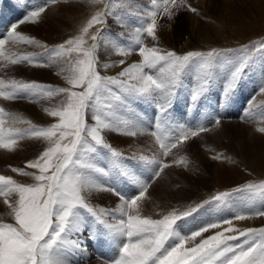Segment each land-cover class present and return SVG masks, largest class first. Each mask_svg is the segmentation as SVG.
Here are the masks:
<instances>
[{
	"label": "snow or ice",
	"instance_id": "snow-or-ice-1",
	"mask_svg": "<svg viewBox=\"0 0 264 264\" xmlns=\"http://www.w3.org/2000/svg\"><path fill=\"white\" fill-rule=\"evenodd\" d=\"M76 4L85 5L89 15L76 34L55 46L18 30L25 23L42 22L50 7ZM181 13L204 19L192 0H150L131 13L135 24L125 22L109 0H45L0 34V62L5 67L54 69L66 85L0 78V101L38 104L54 120L40 126L0 106V149L15 151L26 140L44 145L24 167L11 168L21 177H31V183L0 175V197L15 221L0 223V264H89L90 245L116 249L117 256L102 264H264V227L234 225V221L264 218V207L251 205L256 198L264 201V181L217 191L183 208L161 210L156 213L159 218L144 215V205L152 201L150 190L167 179L166 169L195 170L186 152L190 142L223 127L221 111L202 112L195 126L174 115L188 73L192 80L186 106L192 110L207 100L223 68L225 78L217 100V108L223 110L231 104L254 55L264 54V39L236 49L185 53L160 47L159 30L165 27L161 21L166 18L171 28ZM110 20L127 33L126 38L122 40L123 32L108 31ZM149 39L151 47L146 43ZM21 45L42 52L12 51ZM103 52L121 58L104 62ZM134 53L142 59L128 63ZM229 53L236 55L228 59ZM117 67L120 70L114 75L102 74ZM140 106L153 110L151 120ZM253 115L249 107L241 121L251 123ZM255 131L264 135V126ZM109 134L149 135L157 151L151 156H126L113 146ZM205 150L212 153V161L236 163L223 151L207 146ZM169 156L172 160L165 163ZM238 193L249 198L244 209L222 218L213 215L181 231L182 221L203 214L201 210L208 212L206 206L218 212ZM97 195L112 197L114 202L96 203Z\"/></svg>",
	"mask_w": 264,
	"mask_h": 264
},
{
	"label": "rangeland",
	"instance_id": "rangeland-1",
	"mask_svg": "<svg viewBox=\"0 0 264 264\" xmlns=\"http://www.w3.org/2000/svg\"><path fill=\"white\" fill-rule=\"evenodd\" d=\"M44 2L45 0H39L31 6L27 3V0H23L22 3L25 4V7L23 4H20L22 6L21 7L19 5V3H21L20 0H3L0 3V10L3 6L9 8V10L6 11L7 13L11 10L9 14L6 13V20L10 18V22L13 24L23 18L28 11L43 4ZM109 2L115 5V12H117L125 22L135 24L136 18L131 13L140 11L143 7L150 3V0H109ZM192 2L194 6H197L200 9L204 19H200L190 13H181L176 18L171 28L167 27V19H163L161 23L165 24V27L159 30L160 47L167 50H175L177 53H185L190 50L206 51L213 47L236 49L241 45L264 39V0H192ZM17 7L25 9L21 18L17 17V19H14L15 14L19 11L17 10ZM51 8L53 9L54 7L49 8L47 13L44 15L42 22L37 24L25 23L21 25L18 30L24 34L35 37L49 46H55L63 42L67 39L66 37L71 36V34H67V36L62 38L61 32L59 31L61 28H53L50 22L54 20L55 16H53L54 14H50V11L52 10ZM78 12L79 10L70 15L73 18L78 14ZM85 13L88 14L89 12L85 11ZM62 23L65 24L66 27L62 28V31L71 27V23L69 25L66 21H62ZM108 31L112 34L123 32L122 40L127 37V33L124 32L123 29L119 28L117 23L112 20L109 21ZM3 32L6 33V30L0 32V34H3ZM186 40H188L189 47H181V44H183ZM146 43L149 47L152 46L150 39L147 40ZM12 51L19 53H40L42 52V49L34 46L21 45L18 48H13ZM107 54V52L102 53V61L111 63L118 61L121 58L118 55H114L116 56L115 59L112 58L113 56L111 59H107L105 58ZM235 55L236 53H229L228 59H233ZM141 59L142 58L138 54L134 53L129 59H127V62H140ZM28 68L13 65L5 67L3 63L0 62V78H15L26 81L35 80L56 86H66L65 81H59L58 79L47 77V75L42 73L39 69H34L32 72ZM119 70L120 68L118 67V70L110 69L107 73L102 74L114 75ZM54 71L55 70L53 69L51 74L56 76ZM224 78L225 72L221 67V69L217 72V79L210 90L207 100L203 101L197 108L188 110L186 106V90L189 87V82L192 80V73L190 71L185 80V88L179 94V103L173 109V113L177 116V118L182 119L185 123L191 126L198 124L201 119L200 114L205 111H221L222 115L225 117L222 120V132L219 131L213 134H204L202 139L197 138L191 141L190 146L186 149L187 155L193 162L195 170L186 171L181 167L166 169L165 174L167 175V179L158 181L156 184L157 186L155 187L156 191H153L154 189L152 190V195L157 194L161 189L165 190L169 184L172 189L180 190V194L175 196V204L173 206H177L176 208H183L185 205L193 202L200 203L203 200L208 199L217 191L230 190L248 182L259 183L264 181V135L255 131V128L258 125L264 126V124H261V120L264 119V92L260 91V88L264 87V54L256 53L254 55L251 65L247 70V74L245 75L238 91L235 93L231 104L225 109L220 110L217 108V100L222 91ZM4 103L5 102L0 101V106L5 107L8 111L18 113L23 116L21 112L9 108L10 106L7 102L5 104ZM35 106L38 105L36 104ZM249 107L254 113L252 116V122L244 123L241 121V116L245 115L246 110ZM140 111L144 112L148 120L152 119L153 110L151 108L145 109L144 106H140ZM24 115L25 116L23 117L31 119L37 125L46 126L29 111H26V114L24 113ZM53 122L54 120L52 119L51 122L46 124L49 125ZM248 124L251 127L248 126ZM110 135L111 134L108 135V138L112 142L113 146L120 149L126 156H132L133 154L151 156L157 151L156 147L152 146L153 141L149 135L142 134L134 138ZM38 143L39 142L32 140H26V142L23 141L21 143L23 146L21 145L18 149L11 152L12 154L9 152V155L11 154V160H9V158L7 160V157L9 156H4V158L0 157L2 167L9 165L11 167L22 168L21 166H16L15 161H26L29 155L37 154L40 148L43 147ZM205 146L213 148L216 151H223L225 155L231 156L236 163L229 164L227 162L218 163L212 161L209 158L212 153L206 151ZM147 147L151 150V152L146 149ZM29 159L30 158H28V160ZM171 160L172 157L169 156L166 158L165 163H169ZM216 176H219L223 182L216 181ZM177 184L180 185L179 188L175 187ZM110 199L114 198L110 197ZM194 199L196 200L193 201ZM112 204L113 203H111V205ZM248 204L249 198L247 195L238 193L218 212L213 213L212 206H206V208L209 209L208 212L204 213V210H201L203 214L198 213L195 217L188 218L186 222L182 221L181 231L184 232V230L187 231L190 228L197 227L202 221L211 219L213 215L217 218L232 215L235 211L244 209ZM101 205L109 204L102 203ZM251 205L257 208L260 206L264 207V201L256 198L251 201ZM153 218H159V216H153ZM4 221L5 222H3V219H0V223H6V219ZM254 227H264V223L258 224ZM243 228L248 227H242L241 229ZM209 234L211 233H206L205 235ZM106 255L107 258L100 255L93 257L92 255L91 260H103L104 262L111 261L117 256V251L115 248L106 246Z\"/></svg>",
	"mask_w": 264,
	"mask_h": 264
},
{
	"label": "bare ground",
	"instance_id": "bare-ground-1",
	"mask_svg": "<svg viewBox=\"0 0 264 264\" xmlns=\"http://www.w3.org/2000/svg\"><path fill=\"white\" fill-rule=\"evenodd\" d=\"M3 1V0H2ZM0 0V3L2 2ZM39 0H27V3L30 4L31 6L34 4V3H37ZM9 4V3H8ZM16 4V3H15ZM24 5L25 7V4L24 3H19V5ZM1 5V4H0ZM3 5V4H2ZM20 5V6H21ZM11 6V5H10ZM22 7V6H21ZM29 7V6H28ZM13 8V7H12ZM18 8V7H17ZM25 9V8H24ZM24 9H21V8H18L17 10H19L16 14H15V17L14 19H17L18 18H21L22 17V14L24 12ZM52 9V8H51ZM5 10V11H4ZM9 10L8 7H2V9L0 10V32L4 31V30H8L9 27L11 26L12 22H10V18L8 20H6V11ZM14 10V9H13ZM12 10V11H13ZM78 14L72 18V16L70 14H72L73 12H76L78 11ZM85 11H88V8L83 5V4H76V5H60L58 7H54L51 11H50V14H54L53 16H55L54 20H52L50 22V24L54 27H57V28H61L59 31L61 32V36L62 38L67 36V34H71V35H74L76 34L77 32V28L80 24V22L82 20H84L85 18L88 17L89 13H85ZM9 12V11H8ZM11 12V10H10ZM9 12V13H10ZM14 12V11H13ZM7 13V14H9ZM8 16V15H7ZM8 18V17H7ZM13 19V21H14ZM166 20V18H165ZM62 21H66V23L69 25L71 23V27L69 29H64L62 31V28H66L65 27V24L62 23ZM4 34V32H3ZM69 36H67L66 38H68ZM162 40V39H161ZM163 42V41H162ZM188 40H186L183 44H181V47H186L188 46ZM189 47V46H188ZM201 47V46H200ZM115 54H110L108 53L106 55L105 58L107 59H111L112 58H116V56H114ZM137 56V55H136ZM130 58V57H129ZM127 58V59H129ZM131 62V61H130ZM129 63V62H128ZM22 68V67H21ZM28 68V67H27ZM24 69V68H23ZM29 70H31L32 72L34 71L33 68H28ZM27 69V70H28ZM118 70V67L115 68ZM22 70V69H21ZM42 71V73L46 74L47 77H50V78H54V79H58L59 81H64L61 77H56L54 75L51 74V71L53 69H39ZM26 71V70H25ZM116 72V71H115ZM36 77V76H34ZM30 78V77H29ZM32 79V78H31ZM33 79H36V78H33ZM40 80V79H39ZM43 80V79H42ZM57 80V81H58ZM263 94V93H262ZM59 98H57V102H58ZM6 103V102H5ZM4 103V104H5ZM8 105L10 106L9 108H12V109H15L19 112H21L24 115V113L26 114V111H29L31 114L35 115L37 117V119L40 120L41 123H43L44 125H48L46 123L48 122H51L52 118L48 117L43 111H42V108L40 105L38 106H35V105H31L27 102H7ZM3 104V105H4ZM255 104V103H254ZM7 106V105H6ZM44 106H48L46 103L44 104ZM255 106V105H254ZM8 108V109H9ZM26 110V111H25ZM27 116V115H26ZM28 117V116H27ZM33 117V116H32ZM29 119V118H27ZM36 119V120H37ZM235 121V120H234ZM227 122V121H226ZM229 122V121H228ZM225 125V124H224ZM226 126V125H225ZM248 126H250L248 124ZM251 127V126H250ZM225 128V127H224ZM223 129V128H222ZM223 131V130H222ZM221 131V132H222ZM223 134V133H222ZM215 135V134H214ZM221 135V134H220ZM110 136H115V134H111ZM117 136V135H116ZM213 136V135H212ZM118 137V136H117ZM218 137V136H217ZM111 138V137H110ZM127 138V137H126ZM208 138V137H207ZM216 138V137H215ZM122 139H125V138H122ZM114 141V140H113ZM124 141V140H123ZM26 142V141H25ZM139 143V142H138ZM40 145H42L44 147V145L42 143H38ZM140 144V143H139ZM23 146V144H21ZM195 145V144H194ZM37 146V145H36ZM120 146V145H118ZM126 146V145H125ZM152 146H154V144H152ZM43 147L40 148L39 152L43 150ZM129 147V146H128ZM137 147V146H136ZM146 147V146H145ZM25 148V147H24ZM125 148V147H124ZM131 148V147H130ZM138 148V147H137ZM126 149V148H125ZM133 149V148H132ZM148 149V147L146 148ZM155 149V148H154ZM137 150V149H136ZM140 150V149H139ZM149 150V149H148ZM135 151V150H134ZM138 151V150H137ZM13 152V151H11ZM10 152V153H11ZM19 152V151H18ZM38 152V153H39ZM132 152V151H131ZM147 152V151H146ZM149 152H151V150H149ZM37 153V154H38ZM12 154V153H11ZM10 154V155H11ZM14 154V153H13ZM37 154H31L29 155L28 158H30L29 160L31 159H34ZM9 155V151H6V150H3V149H0V157H3L4 156H9L7 157V160L9 158V160H11V156ZM15 155V154H14ZM20 156V155H19ZM18 156V157H19ZM28 158L26 161H28ZM25 160L22 161V162H18L15 161V165L16 166H21V167H24L25 165ZM6 163V162H5ZM12 165V164H10ZM14 165V164H13ZM11 168H13V166H9V165H6V167H2L1 165V162H0V175H6V176H12L14 179H17L19 182H22V183H31L32 182V179L31 177H21L19 175H17L16 173L12 172L11 171ZM31 171V170H29ZM259 176V175H258ZM216 181L218 182H223L222 179L219 177V176H216ZM246 178V177H245ZM245 180V179H244ZM240 182V181H239ZM229 183V182H228ZM227 183V184H228ZM224 184V183H223ZM215 185V184H214ZM219 185V184H218ZM157 185H154V190L153 191H156L155 190V187ZM220 186V185H219ZM225 186V185H223ZM213 187V186H212ZM215 187V186H214ZM222 187V186H221ZM165 188V187H164ZM151 194H152V190H150ZM180 190H174L170 187V184L167 186V188H165V190H160L159 193L157 194H154L152 195V201L151 202H148L144 205V215H151V216H158L156 215V213L160 212L161 210L163 211H167L173 207H177V206H173L175 203V196H177V194L179 195L180 194ZM207 194V193H206ZM211 194V193H210ZM199 197V196H198ZM109 196L107 195H97L95 196L94 198V201H96L97 203H105V204H109L111 205V203L114 202V199H110ZM192 199V198H191ZM190 200V199H189ZM196 199H194L193 201H195ZM184 205V204H183ZM258 206V205H257ZM261 207V206H260ZM8 212H9V209L7 208V206L3 203V198L0 197V219H3V222H5L4 220L6 219V223H15V221L12 219L11 216L8 215ZM7 220H10V221H7ZM264 223V218H256V219H252V220H245V221H234V225L238 228H242V227H254L258 224H262ZM190 226V225H189ZM185 229V228H184ZM185 231V230H184ZM90 249H89V252L91 253V255H93V257H96L97 255H100L104 258H107V255H106V246L105 247H99V246H94V245H90ZM100 259V258H99ZM102 262H104L103 260H91V262L89 261V264H102ZM106 262V261H105Z\"/></svg>",
	"mask_w": 264,
	"mask_h": 264
}]
</instances>
